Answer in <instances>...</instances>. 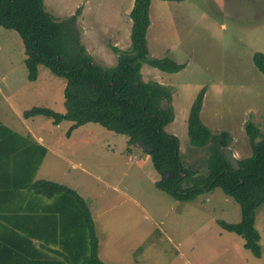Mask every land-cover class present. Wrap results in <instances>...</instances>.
Masks as SVG:
<instances>
[{
  "label": "rangeland",
  "instance_id": "374dc122",
  "mask_svg": "<svg viewBox=\"0 0 264 264\" xmlns=\"http://www.w3.org/2000/svg\"><path fill=\"white\" fill-rule=\"evenodd\" d=\"M133 4L134 0H45L47 11L60 20L81 6L75 27L88 52L104 66L117 63L114 47H130ZM260 6L261 0H152L149 54L186 66L170 73L145 64L142 75L172 88L175 117L166 130L179 137L181 154L194 166L203 163L206 153L190 144L188 116L203 88L201 119L215 133L240 135L229 145L238 159L252 154L246 121L264 129V74L253 61L256 51L264 52ZM24 56L19 33L0 26V117L27 123L52 148L70 154L68 163L59 159L63 172L57 170L52 180L97 197L93 215L105 259L117 264H264V203L257 209L262 254L256 256L240 235L221 224L241 219L239 203L221 188L192 201L176 200L157 187L160 175L150 154L138 145L127 150L126 135L89 122L74 130L66 144L72 121L55 125L44 115L25 118L23 112L33 106L64 113L66 80L42 65L38 79L29 80Z\"/></svg>",
  "mask_w": 264,
  "mask_h": 264
},
{
  "label": "trees",
  "instance_id": "16d2710c",
  "mask_svg": "<svg viewBox=\"0 0 264 264\" xmlns=\"http://www.w3.org/2000/svg\"><path fill=\"white\" fill-rule=\"evenodd\" d=\"M151 3L152 0H134L129 13L132 21L130 47L125 50L114 47L118 52L117 63L104 66L88 52L75 27L81 6L67 20H60L47 11L45 0H0V26L19 33L29 80L37 79L41 65L66 80L64 113L47 106H33L25 110L23 116L44 115L52 118L54 124L70 120L72 126L68 134L86 123H100L108 130L126 135L129 152L133 151L138 139L143 140L152 148L146 152L160 175L156 181L159 189L176 200L192 201L200 194L221 188L241 208L240 221H222L221 224L240 235L245 246L261 256L260 233L255 223L257 209L264 203V129L251 119L246 121L245 131L252 154L240 158V168L234 169L222 151L233 141L231 133L227 130L215 133L201 119L206 91L203 88L190 108L188 135L190 144L204 150L206 157L202 164L194 166L181 154L179 137L166 130L175 117L172 88L155 80L146 81L142 75L145 64L170 73L186 66L168 56L149 54L147 32ZM253 61L264 74V52L256 51ZM4 130L5 134L13 133L9 128ZM19 138L20 141H16ZM24 140L26 144L31 141L28 137ZM12 142L26 149L23 154L25 174L15 184L55 200L54 205L43 210L46 228L36 237L45 245L51 240L56 243L52 250L57 258L43 255L37 264H110L99 255L95 220L84 197L67 184L34 179L47 148L34 142L39 148L34 151L17 134ZM9 193L14 196V191ZM11 251L16 253L17 249L14 247Z\"/></svg>",
  "mask_w": 264,
  "mask_h": 264
},
{
  "label": "crops",
  "instance_id": "0c3cea01",
  "mask_svg": "<svg viewBox=\"0 0 264 264\" xmlns=\"http://www.w3.org/2000/svg\"><path fill=\"white\" fill-rule=\"evenodd\" d=\"M263 2L264 0H261V6L257 12L258 16H260V14L261 16L264 15V7H262ZM23 58L22 61H25V56ZM16 60H18V58H16ZM19 61L21 62L20 57ZM3 91L4 90L2 88V92ZM19 126H21V128H19ZM82 126L85 125H81L74 130H78L82 128ZM4 128H9L13 133L5 134L6 132ZM74 130H72L70 133V139L65 142L66 144L71 141ZM87 130L89 131V128H87ZM16 134L23 138V142H25V144L26 141L24 138H30L31 141L26 144V146H28L30 149H33L34 151L35 149H39L34 145V142H37L47 148V152L35 173V180L47 178L52 180V176L57 170L63 172L62 168L58 169V167H60L58 161L59 159H64L68 163L70 160L67 158V156H70V154L63 153L61 150L58 151L52 148L48 142V139L33 131L27 123L19 125L0 117V264H37L40 263L43 255H49L50 258L52 256L57 258V254L52 250V247L56 248V243L51 240L52 238L50 237L49 239L51 241L48 245H45V243L41 241V238L36 237V235L39 236L41 232H43V228L44 230L46 228V224L43 220V210L54 205L55 200L36 194L29 187H22L18 184H15L19 181L20 177L24 176V170L26 166V158L23 156L26 149H23L12 142L15 141ZM233 134L236 138L233 136ZM231 135L235 143L239 141L240 135L239 137L235 135V133H231ZM11 136L12 140H9V137ZM20 139L21 138L16 141H20ZM52 154L54 156H52ZM66 167L67 169L64 170V172L68 170V164ZM90 173L92 174L91 171ZM48 175L51 176L47 177ZM58 182L62 183L60 180ZM67 185L76 189L78 193L84 197L90 206L92 214H94L93 209H95L97 206V197H92L90 192L83 194L79 187L77 188L70 184ZM10 191H14V196H10ZM3 192H5L4 195ZM91 198L92 203H89L88 199ZM95 227L99 240L100 257L107 263L117 264L103 257L101 237L98 234L96 220ZM49 231H51V229ZM26 238H29L32 242H26ZM24 243H26V246H23ZM44 246L48 247L44 248ZM14 247L17 249L16 253L11 251V249Z\"/></svg>",
  "mask_w": 264,
  "mask_h": 264
},
{
  "label": "water",
  "instance_id": "95a60500",
  "mask_svg": "<svg viewBox=\"0 0 264 264\" xmlns=\"http://www.w3.org/2000/svg\"><path fill=\"white\" fill-rule=\"evenodd\" d=\"M137 145L142 148L144 151H152V148L148 146L143 140L138 139L137 140ZM222 151L224 155L226 156L227 160L232 164V167L234 169H239L240 164H239V159L236 156V154L233 152L232 148L230 146H225L222 148ZM167 175L170 176L171 172L166 171Z\"/></svg>",
  "mask_w": 264,
  "mask_h": 264
}]
</instances>
